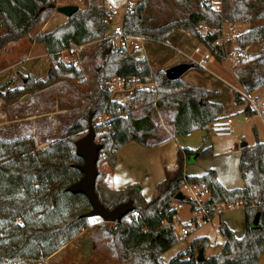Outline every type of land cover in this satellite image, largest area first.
Returning a JSON list of instances; mask_svg holds the SVG:
<instances>
[{
    "label": "trees",
    "instance_id": "1",
    "mask_svg": "<svg viewBox=\"0 0 264 264\" xmlns=\"http://www.w3.org/2000/svg\"><path fill=\"white\" fill-rule=\"evenodd\" d=\"M153 1L158 3L160 0ZM161 1H172L184 13L156 24L158 16L150 13L151 0H129L121 22L123 32L166 43L175 30L183 29L221 62L228 55L218 42L222 24L249 22L250 28L236 35V47L241 50L249 44L263 43L249 60L240 59L233 73L245 93L264 87V0H222L221 12L211 7L199 8L200 0ZM51 3L54 0H0V27L4 29L0 33V54L8 43L28 34ZM199 26L212 33L203 35ZM106 27L101 0H87L86 7L78 9L65 22L50 30L36 32L29 40L41 43L48 54L45 79L22 76L20 87L10 89L8 83L1 85L0 98L11 103L60 80L81 77V70L58 59L59 53L65 48L95 41L88 53L80 56L83 60L87 58L86 62L96 58L102 60L98 66H86L95 86L88 92L86 118L92 121L95 115L108 113L104 122L107 131L99 140L102 148L98 161L102 157L113 164L116 152L131 141L143 147L164 142L167 136L157 139L150 112L153 107L174 110L172 136L204 131V145L198 154L202 157L212 155L211 145L207 144L209 124L223 110L222 104L212 101L218 92L189 86L181 78L170 80L161 70L151 73L145 59L137 56L138 51L126 52L115 47L105 35ZM191 63L192 68L203 71L199 65ZM114 76L135 77L140 82H148L151 76L154 87L136 90L135 99L155 102L154 106L150 104L143 115L136 117L131 115L130 105L110 101L108 82ZM234 102H242L237 91H234ZM243 112L255 114L248 107ZM86 118L75 119L45 150L35 147L31 136L10 140L0 137V264L19 260L37 264L88 227V217L83 215L91 208L87 198L66 189L82 175L73 166L82 162L75 154L74 141L84 135ZM255 139L253 144L239 148L238 170L244 182L242 188H225L217 180L213 168L199 176L185 174V158L193 153V149L186 147L178 149L174 169H165L164 179L157 184L156 195L150 200L142 197L136 185H128L119 191L108 190L101 183L98 169L95 191L100 202L112 208L131 199L132 211L138 212L137 216H132L131 211L117 223L100 221L94 225L96 232L107 240L111 257L119 264H165L162 254L178 241L171 227L176 214L172 198L183 185L195 184L203 185L209 193L204 204L205 222L213 217L216 205L241 202L244 234L236 237L219 216L216 227L223 243L216 254L204 255L203 261L195 259L198 250L205 253L209 245L208 237L200 235L192 238L187 250L167 264H259L260 254L264 252V142L257 136ZM180 202L190 204V210L194 211L191 199Z\"/></svg>",
    "mask_w": 264,
    "mask_h": 264
},
{
    "label": "crops",
    "instance_id": "2",
    "mask_svg": "<svg viewBox=\"0 0 264 264\" xmlns=\"http://www.w3.org/2000/svg\"><path fill=\"white\" fill-rule=\"evenodd\" d=\"M246 25L244 31L251 26L249 23H246ZM3 31V28L0 27V33ZM176 31L182 30H175L170 36L173 37ZM184 34L188 38L182 35L181 40H177L176 38L173 42L170 40L166 43L144 39L146 40L145 42H153L166 47L168 52L166 58L154 56L153 61H155L156 68L154 70L151 69L149 64L150 71L164 70L173 64L188 61L199 65L203 69L202 72L191 69L186 71L182 78L189 86L203 87L218 92V95L212 101L222 104L223 110L220 116L230 120L233 134L226 135L228 143L225 145L217 143L214 137L208 134L207 144L211 145L212 155L205 157L198 154L199 149L204 145L203 138L205 135L204 131L200 130L181 136H172L171 130V132H168V138L164 142L153 147H143L135 142H128L116 152L113 164L110 165L106 159H103L101 168L98 166L102 176L101 183L108 190L119 191L128 185H136L145 200L152 199L156 195L157 184L164 179L165 169H174L177 151L185 147L193 149V153L185 158V174L199 176L207 169L213 168L216 172L217 180L225 188H242L244 186L240 171L238 170L239 148L242 146V143L250 145L244 139V131H250L252 134L258 136V125L254 119L259 117L243 112L246 105L243 102L241 94L245 92L241 86L235 85L236 83L232 85L228 84L223 74L218 69L216 70L219 62L211 54L204 55V51L207 53L209 51L203 44L195 38L190 37L187 33ZM31 36L33 34H26L4 47L0 58L3 54L9 56L13 51L17 53L15 58L19 55L21 58L10 64L8 71L0 69V79L2 80L0 86L6 83H8L9 87L12 86L14 75L18 72H23L25 75L31 74L33 78L45 79L49 66L48 54L41 43L30 42L29 38ZM152 48L154 49V47ZM197 52L199 55L196 56ZM200 59H203V62H200ZM232 76L235 78L233 69ZM235 82H237L236 78ZM58 85L59 83H56L52 86L36 90L33 93L25 94L11 103H7L0 98V137L10 140L22 136H31L37 148L48 145L58 138L64 129L62 117L65 110L63 106L65 94L61 93L62 91ZM234 91L240 93L241 103L237 104L234 102ZM261 124L264 126V122H261ZM248 126L250 129H246ZM31 129H35V131H31ZM176 202L175 200L172 201V207L176 209L173 221H176L177 215ZM236 205L239 206L238 208L241 207L243 211V206L239 201L229 203L226 206L224 203H220L214 208L213 216L217 210L222 209V206L233 209ZM64 245L47 258H55V256L61 253Z\"/></svg>",
    "mask_w": 264,
    "mask_h": 264
},
{
    "label": "rangeland",
    "instance_id": "3",
    "mask_svg": "<svg viewBox=\"0 0 264 264\" xmlns=\"http://www.w3.org/2000/svg\"><path fill=\"white\" fill-rule=\"evenodd\" d=\"M111 1H112V6L114 9L113 11L110 12L109 10L110 6L105 3V0H101V4L103 5V8L106 11V13H111L110 16L108 15L106 16L107 27L105 30V35L110 40H112L115 44V47H117L116 45L117 38H115V35L113 34V27L121 24L122 22L123 13L125 10V4H124L125 0H111ZM210 1L212 2L213 9L219 12L222 11V0H210ZM54 4L58 6L66 5V4H76L79 6V9H83L87 5V0H54ZM150 13L153 16H156V15L158 16L156 24H159L168 18L174 17L175 15H178V14H183L184 12L182 10H179L172 1L165 3L160 0L158 3H156L153 0H151ZM66 19L67 17L65 15L57 12L53 8L47 7L41 13L38 23L29 31L28 34L34 35L36 32L50 30L58 26L59 24L65 22ZM246 23H249V22H239V23L224 22L222 24L223 28H221V36L218 39V42L223 45L226 51H228V55L224 61H221L219 62V64H217L218 67H216V70L218 69V71L223 74L227 83L231 85L236 83L235 85L240 86L239 83L235 82V78L232 76V69L234 71V68L237 65L233 62V57L234 56H236L237 58L242 57L243 59L249 60L256 53H258L263 43L262 41H260L258 43L249 44V47L246 48V50H245V47L247 45L243 47V49L241 50H239L236 47V44H235L236 35L244 32V29L247 26ZM202 28L203 26H199L198 28L200 33L202 31ZM180 30L185 31L183 29H180ZM182 31H176L173 37L172 36L169 37L168 41L171 40V42H173V40L176 38L177 40H181L180 38H182V35H185V37L188 38V36L184 33H187L188 35H190V37H193L187 31L185 32H182ZM145 41L146 40H144V44H143L145 55L147 57L145 61L148 67L150 64L151 69L154 70L156 68L155 61H153L154 56L159 57V58L161 57L166 58L168 56V52H167L166 47L162 45H157L156 43L148 42V41L145 42ZM94 43L95 41L85 43L78 52L79 57H80L81 66L83 67L82 68L83 71L81 72L82 73L81 77L72 78L71 80L64 79V80H60L59 82H57V84L59 83L58 86L60 90L62 91L61 93L65 94V98L63 99V103H64L63 106L65 107V110H64L63 117H62L63 128H64L63 131L69 128L72 125V123L75 121V119L81 116H83L84 119L87 117L88 111L85 112V110H86L87 105H89L88 92L92 90L95 86L92 80V73L90 72V69L86 68V66L90 65L91 68L92 66H98L99 64H101L102 60L100 58H96V59L91 60L90 62H86L87 58L83 60L80 54L88 53V51L91 49ZM152 47H154V49ZM120 50L130 52V51H133L134 49L132 48L131 45H128L125 48L120 49ZM75 52L76 51H71L69 55L65 53L63 55L68 57L69 59H72L73 53ZM16 54H17L16 51H13L9 56L6 54H3L2 57L0 58V69H5V71H8V69L10 68L9 65L12 64L13 62H16V60H19V58H21L20 55L17 57L18 59L15 58ZM143 55L144 53L141 50L137 52L138 57H143ZM197 55H199L198 52L196 53V56ZM204 55H210V52L207 53L204 51ZM188 62L191 63L192 61H188ZM191 69H194V68H191ZM164 70H161V71H164ZM195 70H198V69H195ZM154 72L156 71H153L151 73H154ZM27 75H30L33 78L31 74H27ZM27 75H25L23 72H18L17 74H15L14 80L12 81V86L10 87L8 86V88L11 89L14 87H20L22 85V76L24 77ZM112 78L113 77H111L108 82V87L110 89V92H111L110 84H111ZM33 79L37 80L39 78L34 77ZM181 79L183 80L182 77ZM152 80L153 79L150 76L148 82H145L146 83L145 86L133 85L134 88H132L130 91L121 92L120 93L121 96H125V95L127 96L124 103H119L116 100H110V99L109 100L116 102L119 105H130L132 107L131 115L136 116V117L141 116L144 113V109L146 107H150V104L154 106L155 102L148 103L146 100H142L141 98L135 99L137 95L136 90L152 89L154 87V83L149 84V82H151ZM0 83H2L1 79H0ZM261 88L263 89H258L256 94H261L263 92L262 90H264V87H261ZM231 92H232V89H231ZM109 97H110V94H109ZM150 112L152 113V119L155 125V129L158 133L157 139H162L166 137L168 135V132L169 131L171 132V130H173L172 129V126H173L172 117L174 114V110L171 108L155 109L153 107L150 110ZM123 115L127 116V112H124ZM107 118H108V113L99 114V115L97 114L93 117L91 121L93 128H95V132H96L95 139L97 142H99L102 135L106 133L105 131H107V128L104 125V122L106 121ZM86 119L88 121V118ZM87 121L84 122V133L83 134H85L88 129ZM254 121H256L258 125V136L255 134H252L250 131H244L243 133L244 139L247 140L250 143V145L255 142L256 136L258 140L264 142V126H262L261 124V122L263 121L260 118L254 119ZM246 129H250V127L248 126ZM31 131L34 132L35 129H31ZM208 133L210 134L211 137H214L217 143H220L221 145H225L226 143H228V140H226L228 139L227 136L218 137L214 133H212L210 130L208 131ZM102 161H103V158L100 157V160L98 161L99 168H101ZM181 191L185 194V189H181ZM173 200L174 199L172 198V201ZM228 204L229 203H224L225 206ZM176 205H177L176 206L177 215L175 219L177 221L178 226L181 227L183 226L184 222H186L196 213L190 210V204L188 203L179 201V204H178V201H177ZM216 206L214 208H216ZM225 206L224 207L222 206V209L217 210L214 216L209 221L203 222L197 225V227L191 230L186 237L176 236L178 241L171 248H169L162 254L163 262L167 264L172 258L177 256L179 253L185 252L187 248L189 247L190 240L200 235L207 236L209 239V245L206 248L204 255L208 256L211 254H216L220 250L221 244L223 243V237L218 233L217 227H216L217 221L219 219V215L233 229L234 234L238 237H241L245 231V227L243 223L242 208L241 207L238 208L239 207L238 205L234 206L233 209H229L228 207L226 208ZM214 208H213V211L215 210ZM100 221L101 219L99 217H89L88 227L82 232H80L79 234H77L75 237H73L66 245H64V248L60 254L55 256V258L54 257L49 258V259L45 258L37 262V264H119L116 258L111 257L110 255L111 252L109 250L107 240L101 237L96 232V229L94 228V225ZM106 223H109V222H106ZM29 263L30 261H27V260H19V261L10 262L7 264H29ZM259 264H264V252L260 254Z\"/></svg>",
    "mask_w": 264,
    "mask_h": 264
},
{
    "label": "built area",
    "instance_id": "4",
    "mask_svg": "<svg viewBox=\"0 0 264 264\" xmlns=\"http://www.w3.org/2000/svg\"><path fill=\"white\" fill-rule=\"evenodd\" d=\"M129 0H125V10L129 4ZM105 3L110 6V12L113 11L112 1L105 0ZM211 7L212 2L210 0H200L199 8ZM124 10V11H125ZM105 11V10H104ZM106 16H110L111 13H106ZM112 16V15H111ZM201 33L203 35H207L208 33H212L206 27L202 28ZM113 34L115 38H117V47L120 49L125 48L128 45H131L134 50L142 51L144 53L143 58L146 60L145 50H144V39L142 36H134V35H127L123 32L121 24L116 25L113 27ZM82 45H75L70 48H65L60 51L58 59L65 64H70L75 66L77 69L83 71V67L81 66L80 57H79V50L81 49ZM249 45L245 47L248 48ZM71 51H76L73 53V58L69 59L68 57L64 56L63 54H70ZM243 59V58H242ZM240 58L234 56L233 62L238 64ZM200 62H203V59H200ZM153 82H149L152 84ZM145 86V82H140L135 77H129L128 79L120 76H114L111 80L110 88V100H116L119 103H124L126 100V95L121 96V92H128L134 86ZM260 89V88H259ZM258 91L254 90L250 93H242L241 97L243 102L245 103L246 107L253 110L255 112V116L259 117L264 122V90L261 94H256ZM209 130L217 136H226L233 134V127L230 120L222 117L220 115L216 116L214 120L209 124ZM48 148V145H43L41 147L42 150ZM181 189H185V194L193 201L194 206V214L190 219L183 223V226L179 227L177 221L171 222V227L174 230L177 237H186L189 232L197 227V225L205 222L204 217L207 215L204 209V204L209 197V193L207 189L203 185H195V184H185ZM231 206V205H230ZM137 211H132V216H137ZM177 230V231H176Z\"/></svg>",
    "mask_w": 264,
    "mask_h": 264
},
{
    "label": "water",
    "instance_id": "5",
    "mask_svg": "<svg viewBox=\"0 0 264 264\" xmlns=\"http://www.w3.org/2000/svg\"><path fill=\"white\" fill-rule=\"evenodd\" d=\"M49 7L65 15L67 18L79 9V6L76 4L58 6L51 3ZM191 68L192 63L180 62L166 68L163 72L166 78L174 80L181 78L183 74ZM87 122V132L74 141L75 154L81 158L82 162L73 164V166H75L82 175L66 189L70 193H80L87 198L91 208L83 214L84 216L88 218L99 217L103 222L117 223L133 210V202L131 199H128L114 205L112 208H107L100 202L95 191V182L98 175L97 162L102 144L95 139V131L91 124V119L88 118ZM244 145L246 144L242 143V146ZM187 198L188 197L181 190H178L173 196V199L176 201H184ZM195 259L197 261H203L205 259L202 249L198 250Z\"/></svg>",
    "mask_w": 264,
    "mask_h": 264
}]
</instances>
